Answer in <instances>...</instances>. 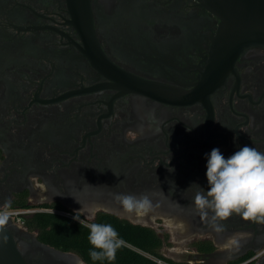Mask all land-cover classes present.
I'll list each match as a JSON object with an SVG mask.
<instances>
[{
    "label": "flooded vegetation",
    "instance_id": "flooded-vegetation-1",
    "mask_svg": "<svg viewBox=\"0 0 264 264\" xmlns=\"http://www.w3.org/2000/svg\"><path fill=\"white\" fill-rule=\"evenodd\" d=\"M219 25L199 0H0V209L20 211L26 264H92L41 240L27 220L43 213L111 215L160 251L173 231L174 262L264 264V223L233 214L216 233L192 203L213 148L264 153V46L214 64ZM116 193L153 208L126 213Z\"/></svg>",
    "mask_w": 264,
    "mask_h": 264
},
{
    "label": "clouds",
    "instance_id": "clouds-1",
    "mask_svg": "<svg viewBox=\"0 0 264 264\" xmlns=\"http://www.w3.org/2000/svg\"><path fill=\"white\" fill-rule=\"evenodd\" d=\"M206 155L209 189L205 191L197 185L200 190L195 193L192 202L201 219L216 233L226 230L221 222L233 214L246 221L264 223V153L245 145L228 158L218 148H213ZM114 199L129 214L143 215L153 208L146 193H116ZM7 222L8 216L0 213V237L3 243L7 242V236L2 235ZM88 228V239L94 249L89 252L92 261L115 260L117 250L125 243L116 229L111 224L101 223L90 224ZM224 246L238 247L236 235L229 237Z\"/></svg>",
    "mask_w": 264,
    "mask_h": 264
},
{
    "label": "trees",
    "instance_id": "trees-1",
    "mask_svg": "<svg viewBox=\"0 0 264 264\" xmlns=\"http://www.w3.org/2000/svg\"><path fill=\"white\" fill-rule=\"evenodd\" d=\"M31 228H37L41 240L64 251H73L81 259L92 264H183L174 262L160 253L162 240L152 230L123 223L111 215H99L94 223L111 224L124 240L115 260L92 261L89 252L94 250L89 242V228L73 219L56 214H36L28 218Z\"/></svg>",
    "mask_w": 264,
    "mask_h": 264
},
{
    "label": "water",
    "instance_id": "water-1",
    "mask_svg": "<svg viewBox=\"0 0 264 264\" xmlns=\"http://www.w3.org/2000/svg\"><path fill=\"white\" fill-rule=\"evenodd\" d=\"M220 18L211 46L214 64H232L237 56L251 46H264V0H199ZM0 237V264H26L9 230L8 222Z\"/></svg>",
    "mask_w": 264,
    "mask_h": 264
},
{
    "label": "rangeland",
    "instance_id": "rangeland-1",
    "mask_svg": "<svg viewBox=\"0 0 264 264\" xmlns=\"http://www.w3.org/2000/svg\"><path fill=\"white\" fill-rule=\"evenodd\" d=\"M171 239L173 240V243L166 245L160 253L164 255L167 258H173L176 260H180V256L183 253L184 245L183 242L179 241V239H175V235L173 231L170 233Z\"/></svg>",
    "mask_w": 264,
    "mask_h": 264
},
{
    "label": "built area",
    "instance_id": "built-area-1",
    "mask_svg": "<svg viewBox=\"0 0 264 264\" xmlns=\"http://www.w3.org/2000/svg\"><path fill=\"white\" fill-rule=\"evenodd\" d=\"M0 213H5L8 218H12V219H18L19 215H20V211L16 210V209H0ZM159 263L162 264H166L161 260H157Z\"/></svg>",
    "mask_w": 264,
    "mask_h": 264
}]
</instances>
